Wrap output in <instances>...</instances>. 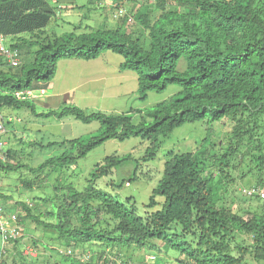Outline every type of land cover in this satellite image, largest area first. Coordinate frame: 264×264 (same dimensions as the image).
<instances>
[{
	"label": "trees",
	"instance_id": "1",
	"mask_svg": "<svg viewBox=\"0 0 264 264\" xmlns=\"http://www.w3.org/2000/svg\"><path fill=\"white\" fill-rule=\"evenodd\" d=\"M153 4L154 9H137L132 14L131 20L142 30L140 35L119 25L114 30L43 36V27L54 15L47 0H0V33L20 51L16 71H11L0 55V109L33 111L31 100L17 99L14 93L46 85L59 59L91 60L105 51L121 57L119 70L136 75L141 100L149 91H161L169 84L180 87L175 97L147 109L146 119L136 124L128 114L85 113L72 103L39 114L30 110L37 116L71 115L83 123L97 121L101 126L85 141L77 137L60 142L30 141L28 145L34 148H63L35 166L7 161L15 152L3 149L0 170L23 167L34 175L20 180L25 189L41 186L42 180L55 175L50 193L35 198L50 209L41 211L19 201L24 212L19 223L29 219L42 230H52L67 250L92 245L83 247V255L91 253L86 260L66 253L62 254V263L51 264H115L105 248L115 249L116 257L122 245L142 246L153 240L163 245L159 248L186 258L179 259L180 264H248L250 260L264 264V206L236 212L223 204L232 178L229 172L242 155L249 158L259 178L254 185H264V0H153ZM121 20L126 22V18ZM180 59L184 61L182 69L178 68ZM204 119L230 121L225 143L217 141L219 151L209 153L206 144L214 146L215 142L205 137L194 151L168 157L143 214L136 213L130 197L117 200L96 187L97 179L123 165L138 166L153 159L160 138L176 127ZM129 137L148 141L139 159L129 154L105 156L93 165L82 189L63 176L104 141ZM209 167H215V171ZM135 175L133 170L119 182L110 180V184L120 187ZM156 197L161 198L159 203ZM5 198L0 195L2 204L7 202ZM31 243L44 252L30 259L23 253L22 240H14L0 264L48 262L49 247L40 240L31 239ZM41 255L43 260H39Z\"/></svg>",
	"mask_w": 264,
	"mask_h": 264
},
{
	"label": "rangeland",
	"instance_id": "2",
	"mask_svg": "<svg viewBox=\"0 0 264 264\" xmlns=\"http://www.w3.org/2000/svg\"><path fill=\"white\" fill-rule=\"evenodd\" d=\"M47 0L48 4L53 8L54 15L48 20L45 27H43L42 35L58 36L63 33L72 32L75 34H81L94 29H106L114 30L123 26V30L133 32L136 35H140L141 28L137 23L133 21L132 14L137 9L144 10L154 9L155 5L153 0ZM111 4L117 3L125 9V15L113 17V6ZM61 7L57 9L56 7ZM114 10V8H113ZM127 16V17H126ZM126 18V22H122L121 19ZM133 21V22H132ZM135 39V37H133ZM145 46V43L142 44ZM30 55V54H29ZM101 57L105 55H111V63L120 61L121 57L118 54L110 51L101 53ZM98 58V57H97ZM96 59V58H95ZM7 64V63H6ZM20 64V63H19ZM8 66V64L6 65ZM184 67V61L179 60L178 68ZM11 71H16L15 67H11ZM54 76V75H53ZM53 78V77H52ZM39 87L35 88L34 93L38 94ZM180 87L176 84H169L161 91H149L144 99H139L137 91L128 94L121 101H118L115 106L117 109L115 112H106L114 114H128L130 115V121L133 124L138 123L141 118L146 119L144 112L152 106L170 100L175 97L179 92ZM40 96V95H39ZM37 98V97H36ZM26 99L31 100L33 103V111L36 114L48 110H59L63 105L70 104L68 101H62V99L48 100L47 106H44L43 99ZM45 101V100H44ZM115 103L111 99H106L105 103ZM102 100L95 97L85 101H80L79 104L83 105L82 108L85 113L93 111H99L102 109ZM94 106V107H93ZM99 109V110H98ZM29 108L14 109L10 107H2L0 109V121L5 127V132L0 135V141L3 142V147L0 150V156L4 155L3 149L6 142V148L15 152L8 156L7 161L16 160L21 163L35 166L48 157L59 154L63 148L57 145L46 146L42 149L34 148L28 143L32 140L39 143L47 142H60L66 139L80 138L85 141L90 137L97 134L101 124L97 121L89 123H83L80 120L74 118L71 115L64 116L62 118H55L54 116H37L30 111ZM105 112V111H102ZM16 118H20L16 120ZM230 121L224 122H210L208 120L197 121L194 123H185L173 129L165 138H160L161 142L155 151L153 159L146 162H139L138 166H134L133 163L123 165L118 171H113L106 177H102L96 180V187L117 198V200L125 201L126 197L131 198V202L135 203L136 213L143 214L145 208L144 205L148 202V197L151 190L157 184L163 169L164 161L172 154L179 152H192L197 149L205 137L207 141L215 142L214 146L206 144V150L209 153L219 151V146L225 143L227 131L230 130ZM148 141L139 137H129L122 141L115 139H109L101 143L100 145L89 151L83 158L78 159L75 167H70L63 173L67 181H70L77 189H82L89 178V172L93 165L102 160L105 156L114 155L122 156L129 154L133 159H139L142 156ZM236 166L229 172L232 178L227 184V193L223 197V204L230 206L233 211H241L250 209L251 207L261 206L260 201H256L255 198L246 197L240 193L241 187H249L256 184L259 180L256 177L252 164L249 162L248 157L240 156L237 160ZM208 165L210 162L208 161ZM135 167V169H134ZM207 168V167H206ZM215 171V167L210 168ZM251 169V170H250ZM136 171L135 178H132L128 184L123 183L120 187H114L110 184V180L114 183L119 182L122 178H125L132 171ZM34 178L25 168H19L13 171L0 170V195L6 196L5 198L4 215L12 212H17L18 218L24 215L21 202L25 201L32 206L34 205L39 210L50 209V206H43L41 201L35 199L40 196H46L51 191V182H54V176L51 175L48 178L40 182L41 186L34 184L32 189H25L20 182L21 179H25L27 176ZM261 175H264L261 172ZM43 175L40 174L39 178ZM159 203L160 197L155 198ZM1 201V199H0ZM35 202V203H34ZM14 208V209H13ZM155 209L152 208L151 210ZM22 222V221H21ZM21 234L23 246L28 247L30 251L26 253L30 259L35 255L43 253L42 249L34 247L31 243L32 240H40L44 243L50 253L49 259L45 264H51L53 262L62 263V254L68 253L75 255L77 258L84 259L83 247H90L92 245H81L79 247L71 248L67 250L63 243H59L54 238L55 233L50 230H42L40 227L35 226L25 219L21 224ZM246 239V238H245ZM246 241H248L246 239ZM160 242L157 240L149 241L142 246H130L122 245L119 247L118 256L116 250L113 248H105V253H108L110 257L115 261V264H179L175 258L178 257V253L165 248L163 250L159 248ZM160 246H163L162 244ZM103 249L102 245H99ZM25 249L23 248V253ZM88 252H90L88 250ZM80 254V255H77ZM91 255V253H89ZM147 256V257H146ZM180 260L185 261L186 258L180 256ZM44 255L40 256L39 260H43ZM94 258V257H93ZM249 259V258H248ZM86 260V259H85ZM122 260V261H121ZM84 261V260H83ZM248 264H255L252 260Z\"/></svg>",
	"mask_w": 264,
	"mask_h": 264
},
{
	"label": "crops",
	"instance_id": "3",
	"mask_svg": "<svg viewBox=\"0 0 264 264\" xmlns=\"http://www.w3.org/2000/svg\"><path fill=\"white\" fill-rule=\"evenodd\" d=\"M110 6H112L111 3ZM101 56L91 60L59 59L53 78L46 85L39 87L44 93L38 95L36 99H43L39 102L47 106L46 101L58 98L82 109L84 106L79 104L80 101L90 98L93 101L95 97H98L103 102L102 109H98L99 111L115 112L117 102L136 91L137 79L133 72L119 70L121 60L113 64L111 59H108L111 55ZM106 99L116 102L106 104ZM17 119L20 120V118ZM6 147L5 142L4 148ZM180 258V256L176 257V262Z\"/></svg>",
	"mask_w": 264,
	"mask_h": 264
},
{
	"label": "built area",
	"instance_id": "4",
	"mask_svg": "<svg viewBox=\"0 0 264 264\" xmlns=\"http://www.w3.org/2000/svg\"><path fill=\"white\" fill-rule=\"evenodd\" d=\"M53 2L56 3L55 0ZM112 2V0H110ZM114 10H113V17H119L124 16L125 9L117 4H112ZM57 9H60L61 7H56ZM0 55L4 59V61L8 64L10 67H17L20 63V51L18 48L13 47L11 43L7 40V38L0 33ZM35 89H27L24 91H18L14 93V96L17 99L20 100H26V99H34L38 95H41L44 93L42 89H38V94L34 93ZM5 132V127L3 123L0 121V135ZM3 147V142L0 141V150ZM1 159H4V156H0ZM240 193L246 197H252L260 201V203L264 206V185L258 184V185H251L249 187H241ZM5 209L4 205L0 201V260L1 257L6 253V248L10 246L9 244L13 242L14 240L20 239L22 240V234H21V225L19 223L17 212H12L7 215H4ZM25 251L24 254L27 255L30 250L28 247H24ZM31 252V251H30ZM32 252L30 253V255ZM89 255H85L84 259H87Z\"/></svg>",
	"mask_w": 264,
	"mask_h": 264
},
{
	"label": "clouds",
	"instance_id": "5",
	"mask_svg": "<svg viewBox=\"0 0 264 264\" xmlns=\"http://www.w3.org/2000/svg\"><path fill=\"white\" fill-rule=\"evenodd\" d=\"M16 212V211H15Z\"/></svg>",
	"mask_w": 264,
	"mask_h": 264
}]
</instances>
